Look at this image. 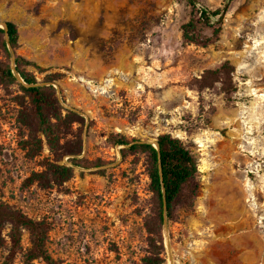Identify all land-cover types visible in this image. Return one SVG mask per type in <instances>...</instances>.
<instances>
[{
    "label": "rangeland",
    "instance_id": "obj_1",
    "mask_svg": "<svg viewBox=\"0 0 264 264\" xmlns=\"http://www.w3.org/2000/svg\"><path fill=\"white\" fill-rule=\"evenodd\" d=\"M194 2L0 0V24L18 28L16 55L35 64L26 70L39 83L58 75L64 103L81 117L60 125L51 150L28 95L0 80V200L45 225L46 248L63 264H144L155 211L147 158L114 140L156 147L165 134L196 157L201 185L194 209L166 218L165 263L264 264V0ZM201 9L223 11L213 18L220 37L187 44L182 27ZM196 32L213 36L205 25ZM8 61L0 50V64ZM226 62L235 70L226 80L206 78ZM36 137L44 149L32 156ZM50 163L74 176L26 184ZM33 244L22 229L13 264H47L32 259ZM13 245L7 223L0 264Z\"/></svg>",
    "mask_w": 264,
    "mask_h": 264
},
{
    "label": "trees",
    "instance_id": "obj_2",
    "mask_svg": "<svg viewBox=\"0 0 264 264\" xmlns=\"http://www.w3.org/2000/svg\"><path fill=\"white\" fill-rule=\"evenodd\" d=\"M190 4L196 9L194 0H189ZM223 12V11H222ZM221 11L210 12L207 9H201L196 12V18L182 27L183 38L187 44H202L204 46L216 42L221 33V26L213 24V18L218 17ZM8 30L0 29V50L9 60L5 65L0 64V80L9 84L18 83L21 89L28 95L32 112L33 125L47 140L51 150L59 144L60 125L74 124L78 118H81L76 112L64 109L56 98V90L51 86L26 87L18 82L11 65V53L6 41V35L9 36V43L17 50L19 46V32L14 23L6 22ZM199 25H205L213 29L211 38H199L196 36V30ZM35 65L19 55H16V69L25 83L29 85L38 84L35 75L27 71V66ZM234 68L230 63H224L218 70L208 72L206 78L215 76L225 78L234 73ZM210 76V77H209ZM59 76L48 77L47 83H56ZM228 95V93H226ZM63 112L67 114L64 116ZM69 121V122H67ZM64 123V124H63ZM66 123V124H65ZM128 141L126 138L117 136L114 140L116 146L128 147L123 151L133 155L141 153L147 158L148 175L150 178V187L154 196V216L146 220L145 228L148 234L147 245L148 255L144 259V264H164L165 246L163 237V227L168 218L173 222L175 214L179 208L194 209L197 198L200 196L201 185L199 183V164L196 157L186 147L184 142L171 134H165L158 138L159 151L149 143H140ZM34 151L32 156L42 152L44 149V140L34 138L30 145ZM69 153V152H68ZM72 155H80V151ZM75 163L76 159H72ZM74 176V170L65 165L50 163L43 173H33L27 180V185L45 181L64 183ZM166 191L167 210H164V193ZM7 223L12 224L13 248L4 264H13L15 253L21 242L22 229H28L32 233L34 254L32 259H42L47 264H63L62 261L55 259L47 250V230L41 222L29 218L20 211L12 210L0 200V235L5 229Z\"/></svg>",
    "mask_w": 264,
    "mask_h": 264
},
{
    "label": "water",
    "instance_id": "obj_3",
    "mask_svg": "<svg viewBox=\"0 0 264 264\" xmlns=\"http://www.w3.org/2000/svg\"><path fill=\"white\" fill-rule=\"evenodd\" d=\"M0 27H2V28H0V29H4V30H6V31L8 30L6 22L1 23V24H0ZM6 41H7V43H8V48H9V51H10V53H11V58H12V69H13V72H14L15 76L17 77V79H18L22 84H24L26 87L51 86V85L54 86V85H55V84H47V83H39V84H36V85H29V84L25 83V81L22 79V77L20 76V74L17 72V69H16V67H17V66H16V53H15L14 49L12 48V46H11L10 43H9V36H8V35H6ZM55 86H57V85H55ZM57 88H58V97H59V100H60L61 104H62L63 106H65V107L69 108L70 110L77 112L76 109L71 108V107H68V106L64 103V101H63V99H62V96H61L60 88H59L58 86H57ZM155 148L159 151L160 147H159L158 142L156 143V147H155ZM163 193H164V210H165V214H166V210H167V202H166V191H165V189H163ZM165 224H166V222H165ZM164 264H167V263H164Z\"/></svg>",
    "mask_w": 264,
    "mask_h": 264
},
{
    "label": "bare ground",
    "instance_id": "obj_4",
    "mask_svg": "<svg viewBox=\"0 0 264 264\" xmlns=\"http://www.w3.org/2000/svg\"><path fill=\"white\" fill-rule=\"evenodd\" d=\"M171 263H172V261H171V260H168V261H167V264H171Z\"/></svg>",
    "mask_w": 264,
    "mask_h": 264
}]
</instances>
